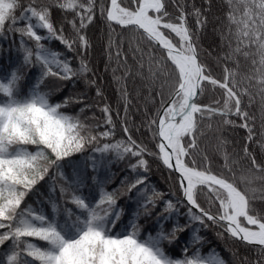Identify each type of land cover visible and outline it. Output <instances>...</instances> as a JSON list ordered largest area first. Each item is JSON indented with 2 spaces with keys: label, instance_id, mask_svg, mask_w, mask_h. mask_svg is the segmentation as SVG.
<instances>
[{
  "label": "snow or ice",
  "instance_id": "6c2138e0",
  "mask_svg": "<svg viewBox=\"0 0 264 264\" xmlns=\"http://www.w3.org/2000/svg\"><path fill=\"white\" fill-rule=\"evenodd\" d=\"M170 2L175 14L169 11ZM208 3L210 6L211 0ZM53 6L72 13L71 19L66 17L73 32L71 37L65 36L63 27L54 25ZM97 12L104 17L110 33L119 28L122 34H134L136 42L132 45L130 41V47L139 54L140 61L145 54L140 43L147 46L148 72L153 80L159 78V108L146 117L156 151L134 140L127 126L123 129L125 140L99 146L98 140L110 138L112 132L94 134L93 128L78 116L61 111L68 106L69 99L51 103L47 93L36 89L20 97L16 90L19 76L15 72L0 76V264H225L222 259L201 256L198 250L188 256L187 246L183 259H174L162 248L167 236L153 237L149 233L140 239L135 223L113 232L119 220L118 214L113 216L109 212L116 203L115 192L85 196L82 186L86 180L94 182L95 177L85 178L79 170H74V174L63 171L62 162L71 163L74 154L94 144L97 146L91 157L93 171L97 152L115 150L119 156L135 158L130 169L142 172L130 183V190L146 183L150 170L146 156L155 157L162 167L175 174L182 197L178 203L187 208L189 223L218 227L219 235L227 234L258 248L260 258L254 264H264V206L257 207L256 197L239 187L226 152L224 171L214 172L200 147L205 133L215 131L213 123L244 128L247 141H254L249 114L241 105L245 96L251 103L254 94L264 102V0H226L227 32L221 33L224 50L215 57L219 75L203 58L205 53L198 42L199 33L208 23L207 16L195 9V29L190 27L189 14L180 0H105L99 7L97 0H28L27 4L22 0H0V35L14 32L20 35L22 44L24 37L34 41L35 53L29 47L23 50L24 63L31 64L34 57L42 77L69 80L88 73L87 62L82 58L79 68L74 69L68 58L61 59L60 53L50 51L41 41L58 40L69 52L83 56L90 46L84 29L96 19ZM40 30L46 35H41ZM111 46L110 37L109 49ZM155 52L160 53L159 57ZM241 58L251 65L243 81L237 79L236 72ZM123 59L126 61L127 57ZM137 67L140 72L144 70L142 62ZM125 71L131 74L127 64ZM217 90L219 97L202 102L206 92ZM97 95H101L99 89ZM101 111L106 124L111 125L109 106ZM233 116L241 121L239 125ZM30 146L34 149L29 150ZM222 148L218 138L217 150ZM243 151L252 169L264 174V165L257 163L247 147ZM52 169L55 176H49ZM46 176L49 180L59 178L61 195L69 197L76 206L77 212L64 210L67 218L62 222L30 205L21 207L25 197ZM54 190L55 184L49 191ZM201 195L205 204L199 200ZM260 199L264 201V194ZM147 203L154 201L149 197ZM105 204L107 208L103 207ZM166 205V211L176 207L171 200ZM52 206L55 210L54 202ZM185 227L177 224L172 235ZM199 239L195 236L193 242ZM9 241L8 247H3Z\"/></svg>",
  "mask_w": 264,
  "mask_h": 264
},
{
  "label": "trees",
  "instance_id": "16d2710c",
  "mask_svg": "<svg viewBox=\"0 0 264 264\" xmlns=\"http://www.w3.org/2000/svg\"><path fill=\"white\" fill-rule=\"evenodd\" d=\"M28 0H22L27 4ZM39 3H51V0H39ZM105 3V0H97V6ZM188 12L189 26L195 29L196 17L192 14L195 9H200L207 16L208 23L204 30L199 33L198 42L204 51L203 58L213 66L214 74L219 75L220 69L215 65L217 53L223 54L224 43L221 40V33H226L227 28L224 20L226 10V0H180ZM169 11L175 9L169 4ZM19 15V12L17 13ZM72 18V13H64L59 8L53 6L52 19L57 28L63 27L65 36L73 35L67 19ZM7 28V26H6ZM89 41V48L83 56L76 52H69L67 48L58 40H43L49 50L60 53L61 59L68 58L71 66L78 69L83 58L89 68V72L83 75L74 76L69 80H61L55 77H42V69L39 64L33 61L31 64L24 63V48L29 47L35 53L34 41H29L21 37L18 33L5 31L0 35V76L15 72L19 76L16 90L20 97L29 95L33 89L41 93H47L51 103L63 102L69 99V104L61 111L78 116L81 121L91 126L96 132L111 131L110 138L98 140V145L105 143H115L126 139L123 129L128 127L134 140L146 146L150 151L155 152L156 141L152 137V131L147 127L146 117L152 116L159 108V78L153 80L148 72L147 46L141 42L140 47L145 49L143 61L139 60V54L134 53L130 47L135 45V36L132 33H121L119 28L115 32L109 31L104 17L97 12L96 19L84 29ZM41 35L46 32L40 30ZM112 46L109 49V38ZM119 51V56H117ZM210 54V55H209ZM159 57L160 53L155 52ZM127 57L125 61L123 57ZM144 64V70H138V63ZM125 64L130 69L131 74L126 73ZM232 65L229 64V67ZM251 71L250 62L241 58L239 66L236 68L237 79L243 81L244 76ZM246 83V82H245ZM99 89L101 95H97ZM219 90L214 93L206 92L201 97L202 102L207 103L213 96L219 97ZM79 101V102H77ZM85 105H88L85 108ZM109 106L112 113V124H106L105 115L101 109ZM242 109L249 114V126L253 128L254 141H247V131L241 127H228L213 123L215 131L206 132L201 138L200 147L208 156L210 165L214 172L224 171V156L226 152L229 157V167L232 175L237 179L239 187L249 192L250 196H255L257 207L264 206V201L260 199L264 194V174L256 172L251 167V161L245 156L244 148L255 156L258 164L264 165V102L258 94H254L251 103L248 97H243ZM85 110L81 112L80 110ZM236 124H240V120ZM207 123V122H206ZM219 142L223 143L222 150H217ZM97 145H86L85 151L74 154L71 163L62 162L63 171L67 174L74 170H79L85 178L94 176L95 181L86 180L81 192L87 196L89 193L99 194L100 191L113 193L116 203L109 209L111 213L115 208L119 210V220L116 221L113 232L119 231L125 224L135 223L139 228V238L144 239L149 233L157 236L163 234L168 239L162 241L163 250L174 259H183L184 249L187 246V255L191 256L198 250L199 254L210 260L213 254L219 255L225 264H254L259 259V249L235 240L224 234L218 233L221 229L215 226L202 227L198 223H189L187 208L178 203L182 199L176 184V176L162 167L159 161L153 156H146L150 164V170L146 173L147 181L144 185L130 190V183L142 170L133 172L130 164L135 162V158L127 155L119 156L115 150L95 153L97 161L95 171L91 167V157L93 148ZM30 146L29 150H33ZM49 176H55V170L49 171ZM55 184V190L49 191ZM160 194V195H156ZM151 197L153 203H147ZM171 200L176 207L166 211V201ZM199 200L205 204V197L201 195ZM53 202L56 209H53ZM30 205L37 210H42L49 216H54L58 221L67 218L65 209L77 212L76 206L70 202V198L62 196L60 192L59 178L40 181L26 197L21 207ZM107 208L108 205H103ZM215 209L213 208V211ZM186 227L177 230L172 235L173 228L177 225ZM200 239L193 242V238ZM170 241V242H169ZM39 245L43 242L34 241ZM11 242H6L3 247H8Z\"/></svg>",
  "mask_w": 264,
  "mask_h": 264
},
{
  "label": "rangeland",
  "instance_id": "374dc122",
  "mask_svg": "<svg viewBox=\"0 0 264 264\" xmlns=\"http://www.w3.org/2000/svg\"><path fill=\"white\" fill-rule=\"evenodd\" d=\"M50 51L56 52V51H54V50H50ZM118 213H119L118 208H115L110 214L114 216V215H116V214H118ZM152 236H153V237H156V236H154V235H152ZM216 258L222 259L219 255L214 254V255H212V256L210 257V260H211V259H216Z\"/></svg>",
  "mask_w": 264,
  "mask_h": 264
},
{
  "label": "water",
  "instance_id": "95a60500",
  "mask_svg": "<svg viewBox=\"0 0 264 264\" xmlns=\"http://www.w3.org/2000/svg\"><path fill=\"white\" fill-rule=\"evenodd\" d=\"M173 14H175V12H172Z\"/></svg>",
  "mask_w": 264,
  "mask_h": 264
}]
</instances>
